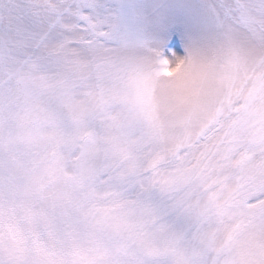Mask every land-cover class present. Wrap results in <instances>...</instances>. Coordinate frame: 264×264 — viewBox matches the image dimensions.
<instances>
[{
	"label": "snow or ice",
	"instance_id": "6c2138e0",
	"mask_svg": "<svg viewBox=\"0 0 264 264\" xmlns=\"http://www.w3.org/2000/svg\"><path fill=\"white\" fill-rule=\"evenodd\" d=\"M21 168L63 187L40 264H264V0H0V232Z\"/></svg>",
	"mask_w": 264,
	"mask_h": 264
},
{
	"label": "rangeland",
	"instance_id": "374dc122",
	"mask_svg": "<svg viewBox=\"0 0 264 264\" xmlns=\"http://www.w3.org/2000/svg\"><path fill=\"white\" fill-rule=\"evenodd\" d=\"M143 2V0H136ZM160 4L173 3L180 5L183 0H158ZM180 69L167 70L168 75H174ZM187 84L184 82L176 86L178 96L187 94ZM8 201L5 209L11 208L8 220L13 224L12 234L0 232V257L8 251H17L26 264H40L39 256L31 253L28 244L37 236L40 243L48 250L55 251L63 259L73 243L63 233L62 217L54 214V205L63 193L60 184L49 185L38 172L28 168H21L9 173L7 177ZM82 249L91 247V240L81 234L74 238Z\"/></svg>",
	"mask_w": 264,
	"mask_h": 264
}]
</instances>
